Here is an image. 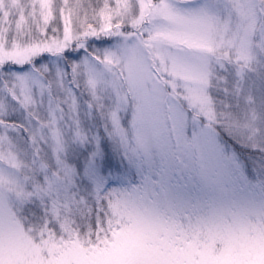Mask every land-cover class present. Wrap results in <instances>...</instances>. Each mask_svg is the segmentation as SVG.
<instances>
[{
    "label": "rangeland",
    "instance_id": "1",
    "mask_svg": "<svg viewBox=\"0 0 264 264\" xmlns=\"http://www.w3.org/2000/svg\"><path fill=\"white\" fill-rule=\"evenodd\" d=\"M0 264H264V0H0Z\"/></svg>",
    "mask_w": 264,
    "mask_h": 264
},
{
    "label": "trees",
    "instance_id": "2",
    "mask_svg": "<svg viewBox=\"0 0 264 264\" xmlns=\"http://www.w3.org/2000/svg\"><path fill=\"white\" fill-rule=\"evenodd\" d=\"M98 44L99 43H103V45L107 46L108 44L112 43V35L111 36H108V37H105V38H102V39H97ZM47 60V56L46 55H43L35 60H33L32 62H30L29 64H26V65H23L21 67L19 66H14V65H10L12 67H16L18 69H28L30 67H34V68H37L38 65H39V62L41 60ZM38 209V208H36ZM79 214L77 216H80L82 215L83 219L85 218L86 220V224H88L87 226L89 227L90 231L95 233V229H96V224H95V221H94V214L96 212V208L94 206H90V210L87 209L86 207H81V210H78ZM78 226V225H77Z\"/></svg>",
    "mask_w": 264,
    "mask_h": 264
},
{
    "label": "snow or ice",
    "instance_id": "3",
    "mask_svg": "<svg viewBox=\"0 0 264 264\" xmlns=\"http://www.w3.org/2000/svg\"><path fill=\"white\" fill-rule=\"evenodd\" d=\"M97 147H99L101 149V152L103 151V142H101L99 145H97ZM84 165H81V167H83ZM99 171L101 173H103V167L101 166Z\"/></svg>",
    "mask_w": 264,
    "mask_h": 264
}]
</instances>
